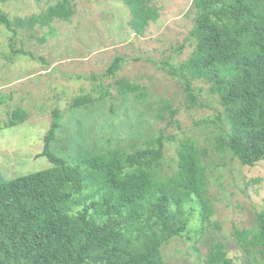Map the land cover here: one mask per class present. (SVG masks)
<instances>
[{"label": "trees", "instance_id": "1", "mask_svg": "<svg viewBox=\"0 0 264 264\" xmlns=\"http://www.w3.org/2000/svg\"><path fill=\"white\" fill-rule=\"evenodd\" d=\"M124 2L138 34L161 16L155 0ZM193 5L195 47L181 63L165 64L184 83L191 105L210 106L200 99L195 82L210 84L223 107L212 122L222 130L216 139L243 164L254 166L264 160V0H194ZM74 13L71 0H61L15 22L0 8V25L11 30L15 23L49 25L56 19L68 21ZM122 61L117 56L109 73H116ZM136 88L123 83L125 95ZM98 103L100 98L81 95L73 109ZM60 117L55 109L40 154L52 166L0 183V264H166L163 247L188 230L190 203L199 205L203 223L211 222L214 206L204 164L208 150L193 137L182 140L178 168L164 177L163 135L131 151L110 140L97 147L85 136L78 138L87 124L71 131L80 148L75 164L52 149ZM26 119V110L19 107L8 124ZM233 233L241 248L264 264V208L256 212L254 227L235 228ZM199 264L234 260L227 244L216 241Z\"/></svg>", "mask_w": 264, "mask_h": 264}, {"label": "rangeland", "instance_id": "2", "mask_svg": "<svg viewBox=\"0 0 264 264\" xmlns=\"http://www.w3.org/2000/svg\"><path fill=\"white\" fill-rule=\"evenodd\" d=\"M59 1L6 0L0 8L18 22ZM193 1L155 0L161 16L142 35L131 26V11L124 0H71L75 9L71 19H56L49 25L15 23L11 30L1 24L0 183L52 166L40 154L55 109L61 117L52 149L75 164L80 148L71 131L87 124L78 138L85 136L97 147L110 140L131 151L163 135L164 177L178 168L182 140L193 137L208 150L204 164L214 214L210 223H203L199 205L190 203L189 228L164 245L165 263L199 264L212 243L223 241L234 264H259L241 248L233 232L254 227L256 212L264 208V160L245 165L223 149L216 139L222 130L212 123L223 110L219 96L208 82L197 80L196 92L210 106L191 105L184 83L165 64L181 63L195 47ZM117 56L123 57L122 67L111 74L108 70ZM123 83L138 88L125 95ZM81 95L100 98V103L73 109ZM19 107L26 110L27 119L10 126L11 113ZM173 110H177L174 117Z\"/></svg>", "mask_w": 264, "mask_h": 264}]
</instances>
